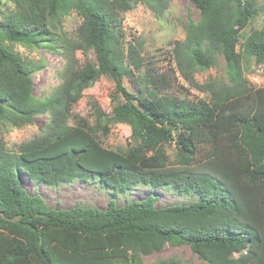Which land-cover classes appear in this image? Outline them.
I'll return each mask as SVG.
<instances>
[{
  "label": "trees",
  "instance_id": "1",
  "mask_svg": "<svg viewBox=\"0 0 264 264\" xmlns=\"http://www.w3.org/2000/svg\"><path fill=\"white\" fill-rule=\"evenodd\" d=\"M190 1L199 19L188 25L184 41L175 49L183 75L194 84L196 68L211 67L216 54L222 55L225 62L227 82L210 80L205 84L207 100L172 93L175 78L148 66L141 41L126 37L121 13L140 4L159 15L164 7L162 0H12L14 9L0 20V124L21 128L37 115H47L49 120L40 136L20 144L16 152L8 151L0 138V227L13 231L20 240L2 255L0 264H15L30 256L40 264H50L42 246V226L86 238L115 235L128 255V264H145L143 256L160 252L167 243L188 246L206 264H247L255 258L259 238L244 224L248 220L240 211L243 201L248 214H254L253 205L244 202V193L237 186L245 179L215 159L216 153L223 157L228 153L227 148L219 149L218 142L215 148V139L217 135L221 141L227 138L222 129L229 127V121L217 120L222 108L254 90L247 87L243 62L245 57L254 58L257 64L264 62V29L250 32L239 51L240 33L257 14L251 0ZM71 11L82 22L75 38L67 39L56 30ZM43 41L47 42L46 49L63 58L64 65L54 93L37 100L31 76L36 68L5 42L42 46ZM89 51H94L95 63L87 59L80 63L75 58V53ZM123 76L138 87L136 93L124 87ZM100 77L114 83L110 112L105 113L93 101L88 104L91 120L79 117L70 124L72 109L83 91ZM116 124L130 128L134 143L119 153L147 173L121 166L108 174L92 172L77 163L79 154L72 151L34 160L21 156L43 149L52 153L57 145L49 146L76 129L102 143L101 138L109 135L111 125ZM239 129V143L251 168L259 169L256 175L264 188V174L260 172L264 166V125L250 116L239 122ZM167 144H173L174 158L183 171L160 173L170 158L164 149ZM213 163L216 166H211ZM187 167L204 170L191 173L184 169ZM155 171L160 174L150 173ZM22 177L33 185L47 187L74 180H98L114 194L141 184L189 194L197 200L188 205L157 207L156 197L149 196L123 206L110 200L105 210L50 208L41 195L28 193ZM225 178L233 179L235 185L224 184ZM247 192L256 193L251 189ZM257 192L263 194L262 189ZM151 264L186 263L171 257Z\"/></svg>",
  "mask_w": 264,
  "mask_h": 264
},
{
  "label": "rangeland",
  "instance_id": "2",
  "mask_svg": "<svg viewBox=\"0 0 264 264\" xmlns=\"http://www.w3.org/2000/svg\"><path fill=\"white\" fill-rule=\"evenodd\" d=\"M164 7L161 14L144 5H137L133 10L121 13L122 26L126 32L127 39L137 38L142 44V54L148 66L158 68V72H167L171 78H175L172 93L191 100L208 99V93L204 85L210 80L227 82L225 76V62L220 54L213 57V64L207 69L196 68L193 73L194 84L182 73L181 67L176 59L175 49L186 37V30L190 23L199 19V12L190 0H162ZM257 14L254 19L248 22L241 31L238 50L242 51V44L253 30L264 29V0H251ZM14 3L12 0H0V20L3 14L12 11ZM82 19L75 12L71 11L65 15L57 27L59 36L67 39H74L77 28ZM10 48L20 55L22 59L29 62L36 68L31 74L33 79L34 98L40 100L50 96L60 84L58 77L62 66L63 58L45 48L47 42L43 41L42 46L29 45L24 43H8ZM45 45V46H44ZM75 58L80 63L85 59L95 63L94 51L86 54L75 53ZM254 58L245 57L243 62V74L246 78L247 87L254 89L249 94L228 102L217 116V120L229 121V127H225V141L219 140V149L227 148L228 153L223 157L216 153L215 159L220 163L234 169L239 178L244 181L237 182L241 187L246 204H252L254 214L250 215L242 206L241 215L248 221L244 224L255 230L259 238V246L255 258L247 264H264V188H261V180L256 173L259 169H252L246 151L239 143V122L250 116H254L261 125H264V62L255 63ZM124 87L132 93H136L138 87H133L126 76H123ZM115 92L114 83L108 77H100L89 88L85 89L82 97L73 107L69 123L73 124L79 117L91 120L89 116V103L95 101L105 112L109 113L112 107L111 95ZM222 115V116H221ZM225 117V118H223ZM227 117V118H226ZM49 117L37 115L31 124L21 128H12L8 124H0V138L10 152H16L20 144L40 136L45 129ZM74 131V134H72ZM67 137L55 142L49 147H54L52 153L38 150L30 154L21 155L25 160L39 158H54L67 152L79 154L76 161L84 169L102 174L110 173L115 167H126L135 170L137 173L145 174L146 171L131 165L119 152L133 145L130 128L124 124L111 125L109 135L102 137V143H98L90 136H85L78 129L74 130ZM79 136V138H77ZM49 147L45 148L48 149ZM165 152L169 155V161L160 173L183 171L182 164L174 158L173 144H167ZM224 161V162H222ZM211 166H216L213 163ZM187 172L198 173L196 170H204V167L184 168ZM229 172H233L229 170ZM264 174V166L260 168ZM160 174L159 172H150ZM252 173V174H251ZM231 176H233L231 174ZM264 176V175H263ZM25 189L30 193L41 195L50 208L72 209L75 207H86L90 209L105 210L108 202L114 200L118 206L129 202H137L149 196L156 197V206H169L174 204L188 205L197 200L189 194L178 195L165 189L138 185L136 188L125 189L120 194H114L110 189L104 187L98 180H74L70 183H62L56 187L33 185L22 177ZM224 184L235 185L233 179H224ZM223 185V184H222ZM224 186V185H223ZM225 187V186H224ZM248 189L255 190V194L247 192ZM262 189L263 194L257 191ZM236 190V189H235ZM237 191V190H236ZM233 196L235 204L239 202ZM42 246L45 249L50 264H128V255L124 251L120 239L111 234L95 238H86L80 234H72L68 231L52 230L49 227H41ZM20 240L13 231L0 227V259L2 255L15 247ZM174 257L181 263L206 264L200 261L191 249L186 245H171L167 243L160 252H153L143 256L145 264L154 263L160 259ZM15 264H40L35 257H27L17 260Z\"/></svg>",
  "mask_w": 264,
  "mask_h": 264
}]
</instances>
